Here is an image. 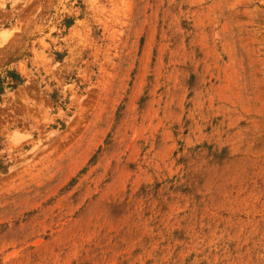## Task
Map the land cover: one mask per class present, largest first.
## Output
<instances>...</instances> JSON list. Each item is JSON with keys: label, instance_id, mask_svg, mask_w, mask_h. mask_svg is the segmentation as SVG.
Wrapping results in <instances>:
<instances>
[{"label": "rangeland", "instance_id": "obj_1", "mask_svg": "<svg viewBox=\"0 0 264 264\" xmlns=\"http://www.w3.org/2000/svg\"><path fill=\"white\" fill-rule=\"evenodd\" d=\"M0 264H264V0H0Z\"/></svg>", "mask_w": 264, "mask_h": 264}]
</instances>
